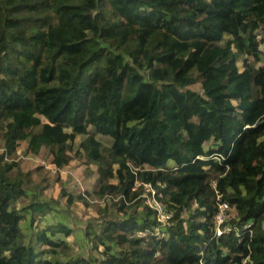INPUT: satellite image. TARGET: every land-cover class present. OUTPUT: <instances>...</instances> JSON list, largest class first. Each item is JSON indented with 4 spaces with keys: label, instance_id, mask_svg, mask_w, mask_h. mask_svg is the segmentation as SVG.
<instances>
[{
    "label": "trees",
    "instance_id": "16d2710c",
    "mask_svg": "<svg viewBox=\"0 0 264 264\" xmlns=\"http://www.w3.org/2000/svg\"><path fill=\"white\" fill-rule=\"evenodd\" d=\"M0 135V264H92L43 222L21 144L95 175L62 195L106 202L85 228L99 264H264V0H0ZM144 183L171 212L159 235Z\"/></svg>",
    "mask_w": 264,
    "mask_h": 264
},
{
    "label": "rangeland",
    "instance_id": "374dc122",
    "mask_svg": "<svg viewBox=\"0 0 264 264\" xmlns=\"http://www.w3.org/2000/svg\"><path fill=\"white\" fill-rule=\"evenodd\" d=\"M96 138L102 141L104 144H110V139L106 136L96 134ZM80 140L81 137H77ZM3 141L0 135V151H2ZM22 144L11 157L13 159L22 160V169L35 170L32 173V178L35 181L41 178L46 179V183L49 184L48 189L43 192V198L55 200L54 206L56 210L52 214H47L43 217L44 223H52L60 221L67 224L72 228L73 232L66 240L70 243L73 250V254H80L92 261V264H99V260L102 259L101 254L95 250L85 236L86 225L90 222L94 226L95 230H98L101 224V220L98 217L97 207L103 208L106 204L105 201L99 199H93L90 204H84L81 201L74 200L73 203L68 206L66 202V196L62 195V189L67 193L76 197L78 194H82L85 191H90L95 182V175L87 174L84 169L82 161L73 160L67 166L57 169L55 166L49 163L48 155H46L45 149H43L38 155L23 156ZM39 166H42L39 167ZM41 168V169H36ZM94 169V167H92ZM29 198V196H28ZM28 199H21L18 203L19 207L25 204ZM98 203V206L94 204ZM114 216L115 213L110 209V215ZM25 233L30 234L32 232L31 225L28 222V217L21 223ZM60 237L65 238L60 235Z\"/></svg>",
    "mask_w": 264,
    "mask_h": 264
},
{
    "label": "built area",
    "instance_id": "2783aa9c",
    "mask_svg": "<svg viewBox=\"0 0 264 264\" xmlns=\"http://www.w3.org/2000/svg\"><path fill=\"white\" fill-rule=\"evenodd\" d=\"M144 191L141 194L143 198V203L147 205L153 212L155 216V221L157 225L154 227L153 233L155 235L161 234V231L170 224L171 212L165 207V205L160 201L159 197L161 193L156 191L150 184L144 183ZM159 193V194H158ZM230 206L227 202H221L218 205V211L215 217L216 221V234L220 235L222 232H229L231 227L229 225H223L224 221L229 215ZM149 234V229H143L135 232L136 237H146Z\"/></svg>",
    "mask_w": 264,
    "mask_h": 264
}]
</instances>
